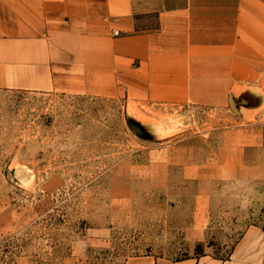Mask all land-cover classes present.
Here are the masks:
<instances>
[{
    "label": "rangeland",
    "instance_id": "obj_1",
    "mask_svg": "<svg viewBox=\"0 0 264 264\" xmlns=\"http://www.w3.org/2000/svg\"><path fill=\"white\" fill-rule=\"evenodd\" d=\"M259 98L253 112L135 111L124 97L0 89V264L229 257L264 229Z\"/></svg>",
    "mask_w": 264,
    "mask_h": 264
},
{
    "label": "crops",
    "instance_id": "obj_2",
    "mask_svg": "<svg viewBox=\"0 0 264 264\" xmlns=\"http://www.w3.org/2000/svg\"><path fill=\"white\" fill-rule=\"evenodd\" d=\"M0 89L259 111L264 0H0ZM125 264H264V229L225 259Z\"/></svg>",
    "mask_w": 264,
    "mask_h": 264
},
{
    "label": "water",
    "instance_id": "obj_3",
    "mask_svg": "<svg viewBox=\"0 0 264 264\" xmlns=\"http://www.w3.org/2000/svg\"><path fill=\"white\" fill-rule=\"evenodd\" d=\"M231 106H233L235 109H237V103L233 99H231Z\"/></svg>",
    "mask_w": 264,
    "mask_h": 264
}]
</instances>
